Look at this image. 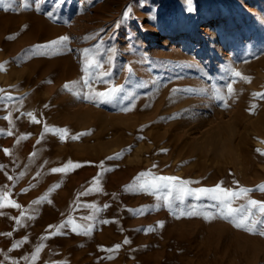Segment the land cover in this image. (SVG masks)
<instances>
[{"label": "rangeland", "instance_id": "rangeland-1", "mask_svg": "<svg viewBox=\"0 0 264 264\" xmlns=\"http://www.w3.org/2000/svg\"><path fill=\"white\" fill-rule=\"evenodd\" d=\"M28 3L26 8L21 0L0 3V64L7 62L0 71V89L5 90L0 95L23 99L22 107L0 106V117L11 112L14 123L12 135H0V188L7 185L10 199L21 205L0 209V233H12L0 235V264H33L22 257H31L41 243L34 264H264V236L220 218H177L181 209L217 212L215 201L190 195L169 210L156 195L125 191L148 171L190 181L193 191L221 182L227 189L264 184V99L252 95L264 93V0ZM129 8L131 18L122 20ZM65 35L70 41L60 54L32 53L34 46ZM113 47L117 54L109 61L106 50ZM83 49L98 52L102 70L112 73L107 83H94L92 89L122 85L120 96L134 94L131 111L121 110L129 101L119 97L93 103L64 89L83 76ZM229 68L250 79L235 78L225 108L214 95L230 82ZM185 89L195 91H180ZM29 111L40 123L21 115ZM44 125L67 129V135L61 141L50 132L41 140ZM0 129L7 132L9 121L0 119ZM80 133L90 134L71 139ZM117 154L119 159H109ZM69 161L81 166L67 174L50 172ZM21 172L20 179H7ZM98 173L102 190L81 195L96 187L92 182ZM45 194L48 200L32 203ZM248 199L264 201V192L251 191L232 207ZM21 211L25 217L17 224ZM68 219L91 225V233L79 235L68 227L51 235L56 228L49 225ZM149 228L154 230L145 231ZM44 236L49 238L41 241ZM16 242L20 246L12 248ZM117 244L119 250L107 251Z\"/></svg>", "mask_w": 264, "mask_h": 264}, {"label": "snow or ice", "instance_id": "snow-or-ice-1", "mask_svg": "<svg viewBox=\"0 0 264 264\" xmlns=\"http://www.w3.org/2000/svg\"><path fill=\"white\" fill-rule=\"evenodd\" d=\"M0 3H3V0H0ZM23 7H30L28 0H21ZM191 3V0H189V4ZM39 9V5H37V10ZM4 10H8V7H5ZM192 7L189 6L188 11H192ZM131 9L129 8L123 13L122 20H128L131 18L130 16ZM46 15L49 18L53 17V13L48 12ZM9 39H13L14 37H8ZM70 41V37L65 35L58 37L55 40L49 41L45 45H37L34 46L32 49L33 54H41V55H48V54H60L59 50H62L64 47L67 46L68 42ZM106 52L109 54L108 59L109 61L114 60L115 56L117 54V49L109 48L106 50ZM82 56H83V62H82V69L83 76L81 77L80 81H73L71 83H65L64 89L72 92L73 95L76 96L77 99H86L89 100V102L93 103H111L117 100L119 97L120 100H127L129 101V104L126 105L124 108H122V111H131L134 107V94L131 92L124 93V95L120 96L119 94L124 92L123 86H115L113 85L111 88H107L105 91H94L92 89V84L94 83H107V77L111 76L110 71H103L104 61L101 60L100 54L98 52H93L91 49H83L82 50ZM7 62H4V64H0V71L6 70L5 65ZM230 77V82L226 83L223 87L218 88L215 90L214 99L221 102L222 107H228V99L232 96L234 89L232 85L236 82L237 77L248 81L249 77H243L239 72L233 71L231 68L227 69ZM129 76L132 75L131 68H128ZM50 83V81H49ZM79 89V90H78ZM83 89H87V91H83ZM226 89V92H225ZM176 91V90H174ZM180 91H186V92H194L195 90L192 89H185ZM5 92L4 89H0V93ZM254 98L258 99H264V93H253L252 94ZM19 103L20 106H23V99H17L14 98L11 95H0V106H3L5 109L8 108L9 104H15ZM47 107V105H45ZM256 105L253 104L250 106V113L255 109ZM16 111H19V109H15ZM21 115H26L31 118V122L33 123H40L38 119H36L33 112L29 111L27 113H21ZM0 119H5L9 121V130L7 132H4L3 129H0V135H12V127H14V123L11 120V112L7 116L0 117ZM53 133L54 135H58L61 139V141L64 140L65 136L67 135V129H57V128H51L48 125H44L43 131L41 132L40 139L42 140L43 137L47 133ZM90 133H80L77 135H74L71 137L72 140L79 139L80 135H86ZM28 135H21L17 139V144L20 143V141L25 140L28 138ZM142 138V137H140ZM40 143V140H37V144ZM166 151V150H163ZM259 151V150H258ZM5 154H10L11 149H4ZM261 155H264V153H261ZM35 156V152L30 154V159ZM120 154H117L114 157H109V159H119ZM101 162V166H102ZM81 165L79 163H73L69 161L66 163L63 167L58 168H52L50 169L51 173H63L67 174L70 170H75L76 168L80 167ZM3 166L0 165V168ZM155 167V165H154ZM104 171H111V169L105 168ZM24 173L21 172L19 177H13L11 175L7 176V179L9 181H14L20 179L23 177ZM100 176L101 173H98L96 177L93 178V184L96 185L95 188H89L85 193H82L81 195H87L88 192L92 191H101L102 188L100 187ZM145 177H149L150 179H145ZM192 183L190 181L182 180L181 178L175 177V176H156L151 171L148 172H141L138 174V176L135 178L133 184L126 185L125 191H134V192H144L150 195H156V198L158 201H163V207L168 208L171 210L174 206L183 204L185 199L188 196H193L196 199H200L202 197H206L207 199H210L212 201L216 202V206H218L219 210L217 212H208L206 210H197L192 209L187 212L184 210H180L179 214L177 215V218H180V216H193V215H202L205 220H212L216 218H220L223 220H228L232 225L237 229H242L250 234H259L261 236H264V201H257L255 199H248L245 204H242L238 208H233L232 204L235 200L241 198V197H247L248 194L251 191H260L264 192V184H260L256 186V189H248L239 187L238 189H227L222 187V182L216 184L215 186L211 188H199L196 190H192L188 188V185ZM198 183V182H196ZM234 183H237L234 181ZM59 185H54L52 189H49V192H51L54 188H58ZM4 188H7V185L4 186ZM4 188H0V209H3L5 207H12V208H21V205L16 203L14 200L10 199L11 191L10 189L8 191H5ZM166 190V191H164ZM24 191V190H22ZM163 192V195H159V193ZM48 200L47 194L40 197L39 199L33 201L32 203L35 204H42ZM49 203L51 201H48ZM161 205L158 203L154 207L159 208ZM108 205H105V208H107ZM101 211V209L97 208L96 212ZM136 214H142L143 209H136L133 210ZM2 215V213H0ZM25 217V211H21V215L16 219L17 224H21L22 219ZM28 219H34V215H30L27 217ZM93 217H86V219H92ZM109 221H101V223H108ZM49 229L56 228L55 232H52L51 235H60L62 234V230L64 228L70 227L73 232H76L79 235H89L92 231V226H84L75 224L71 219H68L61 223L60 225H49ZM157 227H163L162 223H159ZM154 229L149 228L145 229V231H153ZM0 235H7L11 236L12 233H0ZM49 237L44 236L41 237V241L48 239ZM27 240V237L24 238V241ZM21 242H16L12 245V248H17L20 246ZM124 243H129L127 239H125ZM44 247L43 243L38 245L34 252L32 253L31 257H22V259L26 261L34 262L39 258V253ZM121 245L117 244L113 246L112 249H108L107 251L115 252L119 250ZM108 259L114 258L113 256H108Z\"/></svg>", "mask_w": 264, "mask_h": 264}, {"label": "bare ground", "instance_id": "bare-ground-1", "mask_svg": "<svg viewBox=\"0 0 264 264\" xmlns=\"http://www.w3.org/2000/svg\"><path fill=\"white\" fill-rule=\"evenodd\" d=\"M202 28H203V27H202ZM206 28H207V27H206ZM207 30H208V29H207ZM207 30H206V31H207Z\"/></svg>", "mask_w": 264, "mask_h": 264}]
</instances>
